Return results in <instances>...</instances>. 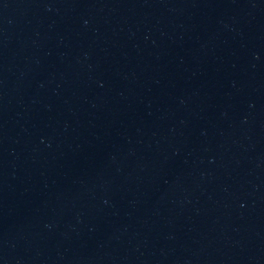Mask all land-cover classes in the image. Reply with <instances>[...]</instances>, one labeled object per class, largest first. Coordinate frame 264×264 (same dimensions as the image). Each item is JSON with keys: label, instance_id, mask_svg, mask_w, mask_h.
<instances>
[{"label": "water", "instance_id": "water-1", "mask_svg": "<svg viewBox=\"0 0 264 264\" xmlns=\"http://www.w3.org/2000/svg\"><path fill=\"white\" fill-rule=\"evenodd\" d=\"M0 264H264V0H0Z\"/></svg>", "mask_w": 264, "mask_h": 264}]
</instances>
